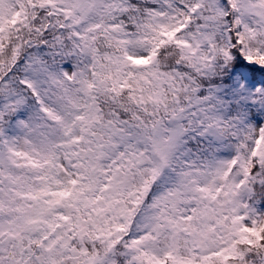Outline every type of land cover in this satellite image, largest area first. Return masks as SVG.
Returning <instances> with one entry per match:
<instances>
[{"label": "snow or ice", "instance_id": "6c2138e0", "mask_svg": "<svg viewBox=\"0 0 264 264\" xmlns=\"http://www.w3.org/2000/svg\"><path fill=\"white\" fill-rule=\"evenodd\" d=\"M0 264H264V0H0Z\"/></svg>", "mask_w": 264, "mask_h": 264}]
</instances>
